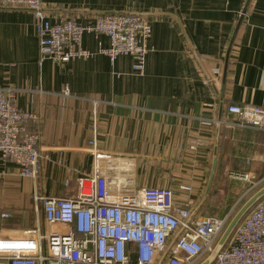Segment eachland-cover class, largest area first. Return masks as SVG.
<instances>
[{
  "label": "crops",
  "instance_id": "crops-1",
  "mask_svg": "<svg viewBox=\"0 0 264 264\" xmlns=\"http://www.w3.org/2000/svg\"><path fill=\"white\" fill-rule=\"evenodd\" d=\"M43 3L52 21L72 17L84 26L106 14H151L150 53L142 76L130 56L42 62L33 12L0 8V88L15 89L17 106L40 116L44 151L36 181L22 178L15 163L0 160V237L19 236L38 220L43 224L36 195L75 192L77 179L93 172V141L103 152L134 158L139 186L178 191L188 184L201 202L222 116L212 187L224 195L222 213L209 208L204 213L223 216L246 190L247 184L229 178L231 171L264 178V131L230 125L234 118L228 114L231 105L264 107V0H252L240 26L247 0ZM100 45L108 48L109 38H83L87 50L96 52ZM28 128L33 132L38 125ZM194 140L203 146L191 151ZM4 213L12 216L3 218Z\"/></svg>",
  "mask_w": 264,
  "mask_h": 264
},
{
  "label": "built area",
  "instance_id": "built-area-1",
  "mask_svg": "<svg viewBox=\"0 0 264 264\" xmlns=\"http://www.w3.org/2000/svg\"><path fill=\"white\" fill-rule=\"evenodd\" d=\"M0 8L33 12L42 62L130 56L134 72L145 74L152 36L149 17L106 14L84 26L72 17L52 21L43 0H0ZM86 34L107 36L110 46L87 50L83 46ZM16 92L0 88V160L15 163L22 178L36 181L44 160L41 118L17 106ZM63 94L71 95L68 88ZM228 114L234 118L230 125L264 131V107L231 105ZM30 123L38 129L30 131ZM91 145L92 174L78 178L69 196L36 195V211L42 212L43 224L38 220L35 228H25L19 236L0 237V264H200L213 251L242 199L264 183L262 179L251 185L252 174L231 171L233 181L249 184L243 196L223 216L201 213L191 219L200 202L191 185L176 191L137 183L130 193L125 185L136 184L134 158L103 152L94 141ZM202 146L201 140H194L189 149ZM214 264H264V199L242 220Z\"/></svg>",
  "mask_w": 264,
  "mask_h": 264
},
{
  "label": "water",
  "instance_id": "water-1",
  "mask_svg": "<svg viewBox=\"0 0 264 264\" xmlns=\"http://www.w3.org/2000/svg\"><path fill=\"white\" fill-rule=\"evenodd\" d=\"M251 3H252V0H247V3L245 5V8H244V10L242 12V15H241L239 26L242 24V21L245 19V16L248 13V10H249V7H250ZM143 16L151 17V14H145ZM232 47H233V42L231 43L230 48L228 50V54H227V60H226V66H225V72H224V87H225V82H226V79H227L229 58H230V52L232 50ZM222 107H223V105H222ZM222 124H223L222 116H220L219 123H218V126H217V133H216V140H215V147H214V158H213L212 170H211V174H210V177H209V180H208L207 189H206L205 195L203 196L201 202L199 203L198 207L194 211L191 219L196 217L201 212V210L203 209V207L207 203V201H208V199L210 197L211 191H212L213 183H214L215 176H216L217 164H218L219 141H220V138H221ZM263 199H264V185L260 189H258L255 193H253L239 207V209L235 212V214L233 215V217L230 220L229 224L227 225V227H226L225 231L223 232L222 236L220 237L219 241L215 245L213 251L200 264H214V262H215V260L217 258V255L229 243L233 233L235 232V230L237 229L239 224L242 222V220ZM180 233L177 235V237L180 235ZM177 237L175 238V240L177 239ZM175 240H173V242L171 243L170 247L174 244ZM166 255H167V253L163 256L162 261H163V259L165 258Z\"/></svg>",
  "mask_w": 264,
  "mask_h": 264
},
{
  "label": "rangeland",
  "instance_id": "rangeland-1",
  "mask_svg": "<svg viewBox=\"0 0 264 264\" xmlns=\"http://www.w3.org/2000/svg\"><path fill=\"white\" fill-rule=\"evenodd\" d=\"M248 174V173H247ZM253 182H252V180L250 181V184L251 185H253V184H257V183H259V182H261L262 181V179H264V178H260V177H258V176H253ZM214 182H215V180H214ZM244 184H247V186H249V184L248 183H244ZM264 185V183L263 184H261V185H259L258 187H256L255 189H254V191H252V192H250L244 199H242V201L239 203V205H238V207H237V210L239 209V207L253 194V193H255L258 189H260L262 186ZM136 187H137V183L136 184H131L130 182H127V184L125 185V190H127L128 192H130V193H133L134 191H135V189H136ZM248 188V187H247ZM213 190H217V189H213ZM211 191V194H210V197H209V199H208V201H207V203L205 204V206L203 207V209H202V212L204 213V211L205 210H207L208 208V211L207 212H211V213H213V214H217V213H222L221 212V210H222V205L220 204V199L221 198H223V194L222 195H219V194H215V192L216 191ZM220 191H222L221 189H219ZM240 191V190H239ZM244 192H245V190L242 192V194H241V192H239V194H240V197H242L243 196V194H244ZM221 194V193H220ZM220 197V198H219ZM239 197V198H240ZM199 205V204H198ZM236 210V211H237ZM208 215L206 212L203 214V215Z\"/></svg>",
  "mask_w": 264,
  "mask_h": 264
},
{
  "label": "trees",
  "instance_id": "trees-1",
  "mask_svg": "<svg viewBox=\"0 0 264 264\" xmlns=\"http://www.w3.org/2000/svg\"><path fill=\"white\" fill-rule=\"evenodd\" d=\"M202 213V210H201V212L199 213V215Z\"/></svg>",
  "mask_w": 264,
  "mask_h": 264
}]
</instances>
